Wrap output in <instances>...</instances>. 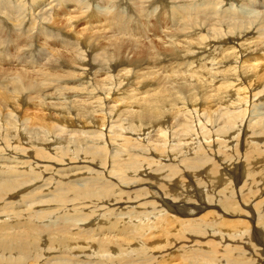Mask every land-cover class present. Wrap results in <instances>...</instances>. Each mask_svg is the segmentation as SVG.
I'll return each instance as SVG.
<instances>
[{
	"label": "rangeland",
	"instance_id": "1",
	"mask_svg": "<svg viewBox=\"0 0 264 264\" xmlns=\"http://www.w3.org/2000/svg\"><path fill=\"white\" fill-rule=\"evenodd\" d=\"M118 1L119 0H70V2H75L74 4H76V3L78 4V5L74 6V4L68 3L66 6H67V8H69L70 11H72L73 9L75 10L77 8L80 11H85V12H90L91 10H94V13H96V15L101 17V19H97V16L94 15V16H91L88 18L86 16H83L84 14L78 15L76 13V10H75L71 14L75 15L77 17V19L80 18V21L76 24L75 28H73L72 25L67 23L66 20L64 21V19L63 20L59 19L58 21H60V22H58V24H56V22H54L56 20L53 19L54 14L51 13V12H53L52 9L56 7V10H57L56 14H60L65 10V8H63V9L59 8L60 7L58 5L60 2L59 0H0V23H1V25H0V42H1L0 43V59H1L0 60V70H1L0 71V91L1 92L0 93L1 94L0 95H2V96H0V104H1V106H0L1 110L0 111H2V113L0 114L1 115L0 116V125L2 124V126H0V129H1L0 133H2V134H0V137L1 136L3 137V138L2 137L0 138V141H1L0 147L5 148V149L8 148L9 150H14L13 149L14 145L15 146L17 145V146L22 147V148L24 146L25 147L32 146L33 148L37 147L38 149H41V148L47 149V151L49 153H50V151H51V153H53L51 148L54 150H56V149L53 148L51 146V144L54 142L55 147L62 146V147H65L67 150L71 151L72 152L71 156H75V157H79V158H81L83 156L81 159H79V158L73 159L74 161L82 162V163L76 164V165H78L80 167L83 166L82 170L81 169L76 170V172L77 171L80 172V174L77 176L70 177V178L69 177L60 178L59 176H61V175L64 176L66 174H62V173L57 172L56 170H53V169L50 171L51 174H53L52 177H59V178L58 179L56 178L55 181H53L54 183L52 182L53 184H50V186H49L50 189H48V191H46V194H44V192H43L42 195H43V197H46V198H44V199L42 198V199L45 200V199L50 198L52 200V203L50 206L44 207L42 209H41V207L40 208L38 207L40 210L38 208H36V209L32 208L33 210L37 211V213L38 212L46 213V214H43L44 218H46V219L42 220L41 222L38 221L36 218H34V219L37 220L38 222H40L41 226H45V227L60 226L61 227L63 225H66V226H68L67 229H69L70 232H73V230L75 229V231L80 230V232H79L80 234H86L87 235L86 232L93 231L95 229L92 227L95 226L97 222L102 221V220L103 221L108 220V219H104V217H103L105 215V212H107L110 207L113 208L114 206H116V205H113V207L107 206L105 204V201H102V199H100V201L97 202V201H95L89 197H85V200L80 199L81 201L78 199H77V201L71 200V199H74V197H73L74 192L77 191V188H80V187H78L79 185L82 184L85 186L88 183L92 182V179L93 180L97 179L98 181H100V183H99V185L97 184L95 187L98 186V187H100V189H104V186L107 187L108 185L109 186L111 185L110 188L107 187L108 189H105L106 190L105 194L107 193L108 195H111V193H112L115 195H117V194L119 195V194L123 193L122 196L120 195L117 197L123 198L127 201L130 200L129 198H134V199H131V202L133 200L132 203L128 202L129 204H122V209L118 208L119 205L121 206V204H118L117 208L122 210V211L120 210L121 211L120 213L126 214L127 212H129L133 209H134V211L137 210L138 213L143 211V210H146V211L148 210L151 213V215L145 216L146 218L145 217L143 218L145 222L149 221V218H150L149 223L155 222V220L157 218L162 219V216L166 215L167 213H170V211L173 209V207H176L178 205L181 206V209H180L181 213L179 212V210H177L175 212H177L178 214H184V211H182V208H185L186 204L183 206V204L185 202L187 203L188 207H190V206L197 205V203L200 204L202 202L212 200V198H213L214 201L213 200L212 201L216 204H219V202H220L219 197L221 194V196H222L221 202L226 203L224 201V197L229 193V190L231 189V191L233 193V197H234V199H232V200L235 202V208L234 209L237 208L238 210H240V212H238V213L236 212L238 214V216L233 217V216H229L227 214L224 215L225 213L221 212V209H220V215H222L223 217H227L228 219H232V220L244 219V222H246L247 224L256 225L257 219L259 218L258 217L259 212H262V213H260V215L264 214V212H263L264 208H262V209L260 208L259 212H257L258 206L260 207V204L262 202H264V190L262 192L259 191V193L256 192L255 194L253 193L251 195L250 191L247 190V188L242 189L243 194L246 193V195H250L251 200L248 202L252 201L251 206H248L246 204L243 205L242 199H241V198H243V195H241L240 188H243V187L245 188L246 184L249 182V178H248V180H246V178L245 179L243 178L241 180V182L237 184L236 182H234V179H233V171L231 173H229L230 175L232 174V176L229 178V176H227V175H229L227 173V172H229V169H226L224 167L222 168V164H223V162L226 161V159H225L226 156H228V158L231 157V159H229V160H232V161H235L241 165H244L245 162H247L249 155H251V153H254L257 155V157H256V162L258 165L257 170L260 171L262 173V175L264 176V174L262 172V170L264 169V148H263L264 139L261 138L264 136V134L263 135L258 134V130L262 126H264V83H263L262 79L258 78V80H256V79L252 78V79L248 80L247 82H244L243 77L239 75V79H238V80H240L239 83H244V86H246V87H244L243 90L246 92L247 98H245L244 101H241V103L238 104L239 108L238 107L236 108L237 105H234V104H233V106L229 105V107H227L226 104L224 103V107L222 106V108H224L225 110L229 108L230 110L232 109L231 111H236V112H239L240 110L243 109L240 120L238 121L237 124H235L233 126L232 129L230 127L227 128V126H229V124L225 123L223 121L224 120L223 118L218 119V117L215 116V114L217 112L221 111L220 108H218V106H217V108L215 107L217 109V111L215 109L213 112H211L213 116L208 117V115H210L211 113L208 112L207 110L203 109L204 104H202L203 102L201 100L202 99L201 97H198L193 102L191 99H190V101L188 99V98H190L189 94H187L189 92H186L185 93L186 95L181 94L182 98H181L180 104L185 109V111H184V114H181L179 117H177L178 119L180 118V120H181L180 121L177 119V122L178 123L181 122V125H187V129H184L181 127L182 128V131H181V128L178 127V126H180V123L178 124V123L173 122V121H176V118L168 119L167 122L169 123V127L167 129L168 130L171 129L169 131L172 132L173 135L171 133L169 134L168 130H167V133L165 131V133H166L165 137L166 138H164V144H162V146H164V147H162L161 145H155L154 144L155 139H156V135L154 132L153 133L151 132L150 134H147V135H141L140 137H138L139 140H141L140 138L143 139V137H144L145 143H144V141H142L139 143V145H138V142L134 143L137 145L131 144L130 140L135 139L137 137L135 135H131L132 132L130 130H133V129H130V127H131L132 123H128V122H130L127 120L128 118L125 117V115H122L120 113L118 114L117 110L120 109V111H121V109L124 105V102H126L128 100L127 95H132V94H134V95L138 94L139 96L141 94L151 95V94H154V92H156V90L160 91V88L163 84H165L164 88L169 87L168 89L165 88V90H167L166 92H168L170 88L175 87V85L177 87L179 84L178 83H177L178 85L176 83H175V85L170 84V83H168L169 79H167V78H169L170 76L173 77V76H178V75L191 76L192 73H193L192 75H194L193 71L197 67V65L199 63H206L205 60H203V62L199 61V56L202 54H200L198 57H195V58H194V56L191 55V53L190 54L189 53H183L178 58H175L176 55H169V54H171V53H169V50L172 48L171 47L172 45L174 46V44H175L176 49H182L183 47L187 46L188 48H192L191 52L192 51H195V52L202 51L203 55L206 53L204 56L205 57L208 56V58H212L211 55L208 53H210L211 51H213L216 48V50H214V52L212 53L213 55H215V58H214V60H215L217 56L223 55V57H224V48H226L228 46L234 45V47H236L237 42H241L244 39L255 37L257 34L258 35L261 34L260 36H262L264 38V0H237V1L236 0H150V1L149 0H120L119 2ZM244 1H246V2H244ZM219 3H220V5H219ZM204 5H205V7H204ZM48 7H50V8H48ZM201 8L204 9V10L202 9L203 12H201ZM182 9H184V11ZM45 10L46 11L48 10V11L46 12ZM212 10H213V12H212ZM232 10H233V12H231ZM38 11H40V12H38ZM59 11H61V12H59ZM116 11L120 12L122 17L126 16L127 18H130V22L128 21V24L129 23L130 24L127 25V26H129L130 30L128 31V33H126L127 35L126 34L123 35L121 32H120L121 34L119 35V39L121 41L119 43H121L120 45H122L124 47L123 50L120 51V53L113 51L112 47H110V46H112L111 44H114V43H111L113 38L112 39L108 38L111 35L117 34V33L112 32L107 27V25H109L110 27H113V26H111L113 24H111L109 17H111ZM181 11H183L182 13L185 14V15L183 14L184 16H182V14H180ZM163 12H165V13H163ZM205 12H208L210 14L205 13ZM234 12H236V13L234 14ZM176 13H177V15H176ZM190 13H192V14H190ZM41 14H42V16H41ZM168 14H170V15H168ZM187 14H188V16H187ZM232 15H234L236 18H234V16H232ZM103 16L107 17L105 19L106 24L109 21L110 22L104 27L97 26L96 23L97 22L101 23ZM162 16H163V18H162ZM179 16H180L181 20H179ZM134 17H136V19ZM150 17H152V18H150ZM185 17H187V19ZM211 19H212V21H211ZM48 20L52 21L53 23L49 22ZM222 20H223V22H222ZM250 21H251V23H250ZM37 22H38V24H37ZM147 22H149V24ZM103 23H101V24H103ZM165 23H167V24H165ZM237 24L240 26L239 29L236 31H233L232 27L233 26L237 27ZM144 25H145V27H144ZM186 25H187L188 30L186 28ZM168 26L170 27L171 30L169 29ZM249 26H254V32L251 31V32L247 33V31H245ZM90 27L93 29H91ZM214 27L217 30H215ZM71 28L75 29L76 32H77V30H78V32H80L83 29H85L87 31H85L84 34L76 36L73 41L68 39L66 42H63L65 40V38H67V37H65L66 34L64 35L63 32L62 33H60V32L65 31V33H66V31H69L68 34H73L75 30L72 31ZM173 29H174V31H173ZM201 30H203V31H201ZM240 30L247 33L245 37L242 34L243 32ZM57 31H59V32H57ZM70 31H71V33H70ZM140 31H142L143 34H140L139 33ZM165 31H166V33H165ZM171 31H173L175 34H173V32H171ZM190 32H191V34H190ZM56 33H57V35H56ZM200 33L203 35H201ZM152 34H153V36H152ZM199 34H200V36H199ZM28 35H29V37H27ZM43 35H44V37H43ZM241 35H242V37L241 38L239 37V40L235 39V38L232 39V37L241 36ZM162 36L163 37L165 36V38L166 39L168 38V40H166L165 38L163 39ZM216 36H218L219 38ZM260 36H258V37H260ZM77 37H80V38L81 37H88V38L94 39L95 42L92 41L93 45L92 44L89 45V46H91L90 50L87 47L88 49H86V51H85V50H83L84 49L83 45H81V47H80L77 44L78 42H76V39L79 40V38H77ZM141 37L144 39H142ZM157 37H158V39H156ZM211 38H213V39H211ZM26 39H28V40H26ZM46 39H48L49 41H47ZM51 39H52V41L50 42ZM147 39H148V41H146ZM61 42L63 43V45L61 44ZM129 42H131V44ZM232 42H234V43H232ZM26 43H27V45H26ZM58 43L60 44L59 46H58ZM65 44L68 47L62 48L61 46H64ZM23 45H26V46H23ZM202 45H204L206 47H204ZM73 47H75L74 49L76 51H74ZM102 47L108 48V49L103 50ZM261 47H264V44H262ZM18 48H20V49H18ZM25 48L29 49V52L25 51L26 50ZM50 48L51 49L53 48V49L51 50ZM87 50H88V52H87ZM207 51H208V53H207ZM245 51L248 52V50H245ZM260 54H264L263 48L260 49ZM60 55H61V57H60ZM190 59L192 60V62L190 61ZM245 59L248 62L251 61V58L248 56H246ZM178 60H179V62H178ZM208 61H210V59H208ZM182 63L186 64V67H183L184 65H181ZM168 64H171L170 65L171 68L169 67ZM178 64H180V65H178ZM229 64H232V63H228L225 68L230 67L231 65H229ZM54 65H55V67H54ZM172 65H173V67H172ZM160 67H161V69H159ZM82 68H84V69L82 70ZM156 68H158V70ZM172 68H174V69H172ZM191 68H193V69H191ZM43 69H46V70H43ZM171 69L175 70V71L168 72V70H171ZM36 70H38V71L36 72ZM17 71H18V74L16 73ZM137 71H138V73H137ZM182 71H184V72H182ZM21 72H23V73L20 74ZM38 72L40 74H38ZM46 72L48 74H46V75L44 74L45 76L41 75L42 73H46ZM57 73H59V74H57ZM151 73H152V75H151ZM23 74L24 75L26 74L27 77H26V75L24 76ZM106 75L107 76L109 75V76L106 77ZM142 75H143V78H141ZM157 75H159V77H157ZM164 75L168 76V77H164ZM41 76H42V78H41ZM46 76H50L51 78L46 77ZM258 76L261 78H264V76H262L261 74H259ZM22 77L24 79L28 78V80L30 79V77H32L31 81L35 82V85L34 86L29 85L28 81H26V83H22V81H20L18 79V78L21 79ZM38 78H41V80H39ZM48 78L50 80H48ZM160 78L164 80L163 81L164 83L162 82V80H160ZM164 78H166V79H164ZM43 79H44V81L42 82ZM75 79L76 80L82 79V81L75 82L76 81ZM17 80H18V82H17ZM100 80H103L102 81L103 85L99 82ZM156 80H159V81L157 82ZM50 81H54V83L51 82L52 85L50 83L45 84V82H50ZM55 82H56V84H55ZM80 82H82V83H80ZM145 82H147V83H145ZM166 83L170 84L171 86L170 85L167 86ZM160 84H162V85H160ZM14 85H17V87ZM78 85H82V86H78ZM48 86H50V87H48ZM59 87H62V88H59ZM91 87H92V89H91ZM251 87H252V90H251ZM63 88L65 89V91L63 90ZM81 88H83L84 90H82ZM90 89L92 90L93 95L87 96L86 92L91 91ZM162 89H163V86H162ZM3 92H4V96L6 95L10 99L9 102L4 106H2L3 104L1 101V99L3 97ZM252 92L254 93V96L252 95L253 94ZM108 93L110 94L109 97H107L109 95ZM247 93L249 95H247ZM257 93H259V94H257ZM51 94H52V96H51ZM54 95H56V96H54ZM113 95H115V96H113ZM18 96L20 98H18ZM48 96H49V99H48ZM53 96H54V98H53ZM104 96H106L107 99H106V97L104 98ZM30 97L31 98L34 97V98L29 99ZM87 97L88 98L90 97V98L88 99ZM91 97H93L94 101H91V100H93V99H91ZM96 97H97V100H96ZM51 98H53L55 100L53 101V99H51ZM81 98H83V99H81ZM110 98L113 101H110L111 100ZM115 98L118 100H116ZM120 98H123V99L121 101H119ZM11 99H13V100L11 101ZM50 99L52 100L51 102H50ZM253 99H254V102H253ZM38 100L42 103L40 104V102ZM123 100H124V102L121 103ZM13 101L15 102V104L13 103ZM37 102H39V104ZM44 102H45V104H44ZM47 102H49L50 105H49V103L47 104ZM53 102L56 104H54ZM57 102H58V104H57ZM249 102H250V104H249ZM252 102L254 103V106H253ZM257 102H258V104H257ZM11 103L13 104L12 105L13 108L11 106ZM59 103H61V105ZM85 103H86V105H85ZM74 104L75 105L81 104V106L83 105L84 107H88L90 111L92 109V111H94L95 114H94V112L92 114H90V115H93L92 117H94V118H92L91 116H89L90 119H95L96 121L97 120L101 121V123L99 122L98 124H96L97 122L96 123L94 122V126H92L93 125L91 122L92 120L89 121L88 120L89 118H87L86 119L87 123H86V125H84L83 124L84 121L79 119L78 115L76 114L77 110H75V109L77 106L75 107ZM14 105H16V106H14ZM28 105H30V106H28ZM33 105L35 108L37 107L36 109H40V111L34 109L32 107ZM42 105H44L46 108L41 107ZM88 105H90L91 107H93V106L97 107L98 106V109L95 108L96 109V111H95V109H93L94 107L90 109V107ZM19 106L22 109H20ZM110 106L112 107L111 109H110ZM256 106H261V107L256 108ZM74 107H75V109H74ZM193 107L195 110H193ZM219 107H221V106L219 105ZM29 108H33V109H29ZM10 109H11V111H10ZM14 109H15V111H14ZM16 109H17V111L18 110L20 111V112L18 111L20 113V115L18 114V112H16ZM108 109L110 110V112ZM189 109H191V110H189ZM12 110H13V112H12ZM29 110L32 111L34 113V115H36V113L39 111L38 112L39 114L37 113V115L35 116L36 119H39L40 116L42 115V113L44 112L41 117L42 118H48L49 117L48 119H50V120L53 119L52 121H54L56 123V126H58V128H56V130H54L53 132H50V133L49 132H42V131L39 132V130H37L38 132L35 131L34 130L35 128L33 126H35V127H38V126L36 125V123H35V125H33L32 118L34 117V115L32 116L33 113L30 112ZM41 110H42V112H41ZM203 110H204V112H208V114L204 113ZM5 111H7V112H5ZM27 111H29V112H27ZM114 111H116V112L114 113ZM25 113H28V115H23V117H22V114H25ZM121 113H122V111H121ZM2 114H4V117ZM60 114H61V116L59 117ZM189 115H190V117H189ZM195 115H196V117H195ZM27 116H29L31 119ZM37 116H38V118H37ZM113 116H115V117L117 116L116 119ZM181 116H182V118H181ZM9 117H11V119ZM61 117H64L65 120L64 119L62 120ZM80 117H82V116H80ZM97 117H99V118H97ZM56 118H58V120ZM25 119H26L25 123L28 124L30 122L28 124L29 126L24 123ZM60 119H61V121H60ZM182 119H183V121H182ZM205 119L208 121H206ZM14 120H16V124H15ZM83 120H85V119L83 118ZM122 120L127 121L128 124H126V122H123ZM116 122H117V124H116ZM74 123H75L76 127L73 125ZM252 123H254V124H252ZM105 124H106V126H104ZM81 125H84V126H81ZM88 125H90V126H88ZM96 125H98V126H96ZM5 126H7L6 127L7 129L5 128ZM121 126L122 127L125 126L126 129L124 127L122 128ZM8 127H9V129H8ZM95 127H97V128H95ZM218 127L220 129H218ZM84 128H86V129H84ZM94 129H96V130H94ZM112 129L114 131L120 129L119 133L121 134V136L118 135L119 137H117L119 140L118 143H120V148H119V146L115 145L116 141H114V139H110L111 137H113V135L112 136L109 135L110 133L111 134L113 133ZM243 129H246V131L248 130V132L246 133V137L250 141L251 144L258 145L261 143L259 145V148L257 147V149L255 151H251V150L247 151L245 149V147L241 146V144L238 142L239 139H242L240 137L241 136L243 137V135H242ZM16 130H18L17 133L15 132ZM109 130H112V132ZM175 130L176 131L179 130L180 132H176ZM184 130H186L187 132ZM94 131L96 133H94ZM27 132L29 133V135ZM90 132H91V134H89ZM92 132L94 133L93 136L95 138L92 137ZM129 132H131V133H129ZM124 133H126V134H124ZM174 133H175V135H174ZM177 133H179L178 134L179 137L177 136ZM13 134H14V137H12ZM30 134H31V136H30ZM86 134H88V135H86ZM95 134L99 135V137L102 139L100 140L99 137L96 138L97 135H95ZM19 135H21V136H19ZM107 135H109L110 137H108ZM125 136H127L129 138V139H127V141L125 140L126 139ZM24 138H26V139H24ZM104 138H106V139H104ZM176 138H177V140H175ZM179 138H181V140H179ZM94 139H96L97 141H95ZM14 140H15V142H14ZM48 140L50 142L52 141V143L49 144L51 147L47 146V148H46L45 142L47 143ZM153 140H154V142H153ZM20 141L22 142V144ZM13 142L14 143L17 142V143L14 144ZM112 142H114V143H112ZM42 143H43V145H42ZM262 143H263V145H262ZM90 145H92V146H90ZM154 145L158 149H155ZM89 146L91 148H89ZM94 146L96 147V149ZM142 146H146V148H148V149L154 148V150L156 151L157 154L154 153V155L153 154L148 155V153H146L147 154L146 155L143 151L135 150L138 148L139 149L142 148ZM167 150H171L170 153L177 154V157L175 156L176 158L175 157L171 158V160L169 158H163L164 154L167 152ZM47 151L45 150V152H47ZM159 151H161V153H159ZM163 151H165V153ZM95 152L96 153L100 152V153L96 154ZM214 152H216V153L220 152V155L222 157L221 156L218 157L219 153H218V155L215 156ZM92 153H94V154H92ZM248 153H249V155H248ZM88 154H90V155L87 156ZM126 154L128 156H126ZM129 154H131V156ZM92 155L95 157H101V156L102 157H101V159L99 158V159L93 160V159H90ZM200 155L203 158L199 157ZM143 156H145V157H143ZM38 157L39 156L37 155L36 159H33V160H35L36 161L35 164H39V166L51 164V165H53V167L56 166L57 170L60 169V167L64 168V167L71 166V164H67V163H66V165L64 164L65 166L63 164H61L62 166H60V165H55V164H52L49 162H43V160H45V158L39 157V159H38ZM147 157L151 158L152 160H155V161L157 159V160H159L158 162H160V163L157 162V164L155 163V165H153V166L145 165L144 167H142V169L139 168L137 171H134L130 167V169L133 172H131V170H129V169H127V171H123L122 168H120L121 163L126 162L125 164H128V166H129L133 163L132 161H134V159L140 161V160H142V158H147ZM122 158L125 159L124 160L125 162H121ZM159 158L161 159V161ZM128 159L129 160L131 159L130 160L131 163L129 162ZM193 159L194 160L201 159L204 163L202 161H200L201 164L199 162L198 163L199 165H197L196 167H187V166H189V164L187 165L186 162H188L189 160H193ZM207 159H209V160H207ZM217 159H219V162L217 161ZM224 159H225V161H224ZM38 160H40L42 162H38ZM63 160H66V157L64 159H62V161H61L62 163H63ZM84 160H85V162H84ZM229 160H227L226 163ZM88 161H90V162L88 163ZM93 161H94V163H93ZM114 161H116V162H114ZM61 162H59V163H61ZM209 163H210V165H213V166H211L212 168L210 167L211 168L210 174H211V177L213 176V178L209 177V172H203V170H202ZM169 165L173 166L172 168L174 171L176 170L174 172V175H168V173L170 172V171H168L169 167H170ZM158 166L160 169L165 167V166H169V167H165L164 169H161L160 171H157V172L153 171L155 169V167H158ZM197 167H200V168L197 170ZM32 168L33 167H30V165H28L26 168V171L30 172L32 170ZM86 168H87V170H85ZM103 169H105V170H103ZM178 169H179V171H178ZM43 170L44 169H39V172L42 173ZM201 170H202V172H201ZM226 170H228V171H226ZM87 171H88V173H87ZM145 171L151 172L150 174L152 176L150 175L151 176L150 177V176L144 175L143 179H142L141 175L139 173H145L146 174ZM199 171H200V173H199ZM224 171H226V173ZM241 171H242V168H241ZM258 171H255L254 174H258ZM109 172H111V175H113L112 179L110 177H107L109 175ZM135 172H137V173H135ZM192 174H194V176ZM234 174L236 176L238 175L237 173H234ZM131 175H132V178H131ZM145 176H147V177H145ZM247 176H248V174L246 175V177ZM42 177H43V175H42ZM121 177H122V179H121ZM125 177L127 179H124ZM128 177L131 179L130 181H129ZM250 177H253V173H250ZM77 178L82 179V180L84 178L85 181L83 180L84 182L83 181L75 182L78 180ZM219 179L221 182L219 181ZM73 180H75V181H73ZM214 181H216V182H214ZM134 182L136 183V185ZM57 183L59 185H57ZM128 183H129V185H127ZM116 184H117V186H116ZM175 184L177 186L176 190L173 189ZM131 185H133L132 186L133 188H131ZM128 186H129V188H128ZM253 187L255 189L254 185H253ZM84 188H87V187L85 186ZM91 188H93V187H91ZM53 189L56 191H54ZM163 190L166 192V194H165V192H163ZM122 191H124V192H122ZM152 191H154V192L157 191L155 194L160 193L159 194L160 198H158V200L153 197L154 193ZM118 192H121V193H118ZM125 192H126V194H125ZM64 193L65 194L67 193L65 195V199H67L65 201L66 202L68 201L67 204H65L66 202L64 204L62 202H60L61 199H63L61 194H64ZM127 193H130V194H127ZM131 193H133V194L131 195ZM143 193H145V195L139 196L140 194H143ZM46 195H48V196H46ZM108 195H107V197H108ZM128 195H130V197ZM136 196L137 197L139 196V198H137ZM161 196H162V198H161ZM59 197L61 199H59ZM18 199L19 198H17V200ZM190 200L197 201V203L196 204L195 203H193V204L189 203ZM25 201H27V200H25ZM78 201H79V204H78ZM56 202L57 203L60 202V203H58L59 206L57 205ZM180 202H182V203H180ZM27 203H28V206L31 205L29 202H27ZM34 203L35 202L32 201V205L36 206V204H34ZM53 203H55V204H53ZM144 203L146 204V206ZM154 203L156 205H155V207H152L151 204L154 205ZM167 203L169 205L170 204L171 205L169 206V205H167ZM68 204H69V206H68ZM66 205L68 207H65ZM82 205L85 208H83ZM104 205H106V206H104ZM87 206H89V207H87ZM100 206L101 207L103 206V209ZM171 206H172V208H171ZM22 207L23 206L18 207L17 210L22 212V214H24V215L29 214L30 211H32V209H27L26 207H23V209L21 210ZM104 207H106L107 209ZM98 209L100 211H98ZM158 210H160L161 213H157V212H160ZM166 210H169V212ZM212 210H213V208L209 207L208 209H205L204 211H201V212H199V210L198 211L196 210V213H194L195 215L193 214V216H191V215L187 216L186 215V217H183V216H179V217H183L184 220L185 219L194 220V222L199 223L197 218H201L204 213L209 212V211L212 212ZM213 211L217 212V210H213ZM88 212H90L91 214L90 213L88 214ZM153 212L155 214H152ZM249 212H252V214H254V215L250 216ZM1 213H3V214H1ZM1 213H0L1 219L4 216H5V218H3V219H7L6 218V217H8L7 213H4V212H1ZM84 213H86V214H84ZM12 214L13 213H10V215H12ZM93 214H95V219H94V216H92ZM10 215H9V218L10 217L13 218V215L12 216H10ZM87 215H88V217H87ZM100 215L101 216L103 215V216L101 217ZM172 215H175V214H172ZM126 216H128V215H126ZM83 217H85V218H83ZM97 217H99V218H97ZM260 217L263 220L264 215H262ZM92 219H94L93 222H92ZM135 221L137 222L138 220H135ZM144 221H142V222H144ZM91 224H93V225H91ZM87 227L90 229H88ZM98 227H100V226L98 225ZM67 229H65V230H67ZM216 231H217V229L213 230V232H216ZM136 232L139 233L138 231H136ZM262 234L264 236V230L262 231ZM214 235L209 234V233L207 235H205V236L203 235L201 237L195 235V237H191L190 239L187 238L184 241L179 240L177 242V244L174 243L176 245V247L172 248L174 250H172V249L168 250L167 249L164 251H157L156 253L158 255L154 252H152V254L150 252L149 253H150V255L156 256L157 258H159V256L160 257L161 256H167L168 257V255L170 256L172 254H174L175 256L178 254L182 257L184 255L183 253H185L187 255L189 253V252L186 253V251H184V250H193L196 248H199V250L202 249L201 252L205 253L204 250L207 248L206 243H208V242H214V243L221 242V238H220L221 236L219 234L218 235L214 234ZM234 241L235 240H233V239H232V241H231V239L230 240L225 239L221 243L224 245L230 244V243L233 244ZM243 241L248 242V239H244ZM237 243H239V242H237ZM200 244H201V246H200ZM256 247L258 249L257 251H256ZM256 247H255V249L250 248V253L252 255H254V253L258 252L259 250L262 251V249H260L261 247L259 246V244L256 245ZM203 248H204V250H203ZM182 251H184V252H182ZM158 252H160V253H158ZM247 252L249 253V251H247ZM90 254H92V253H90ZM5 255L6 254H4V256ZM248 255H250V254H248ZM0 256H2V255H0ZM17 256L19 257V262L17 264H35L34 261L29 256H26V255H16V254L6 255V257L9 258V261H13V259H15V257H17ZM88 256L89 257H86V255L83 254V255H81V258L83 259V261H87L88 263H92V264L93 263L110 264L111 257L113 258L112 254H110L108 257L105 255H104V257H102V256L98 257L97 256L98 259H96V258L94 259L93 258L94 256H92V255H88ZM128 256H133L135 258L136 253H134V252L129 253ZM90 257H91V259H90ZM81 258H79V259H81ZM99 258H100V261L102 260L101 262H98ZM163 259H161V260H163ZM170 259L175 261V259H173V258H170ZM188 259L189 258H187V261H188L187 263H191L190 262L191 260L190 259L188 260ZM181 260H183V259H181ZM52 262H53V260H50V263H52ZM175 262L179 263L178 261H175Z\"/></svg>",
	"mask_w": 264,
	"mask_h": 264
},
{
	"label": "bare ground",
	"instance_id": "2",
	"mask_svg": "<svg viewBox=\"0 0 264 264\" xmlns=\"http://www.w3.org/2000/svg\"><path fill=\"white\" fill-rule=\"evenodd\" d=\"M59 8H65V10L60 13V14H56V7L53 8V12H51L52 14H54V17L53 19H55L56 21V24H58V21L59 19H64V21L66 20L67 23L71 24L73 28H75L76 24L80 21V18L77 19V17L75 15H72L71 13L74 12L76 10V13L78 15L80 14H84L83 16H86V17H91V16H94L96 15V13H94V10H91L90 12H85V11H80L78 8L77 9H73L72 11L69 10V8H67V4H74L75 2H70V0H59ZM120 1V0H119ZM118 1V2H119ZM150 1V0H149ZM237 1V0H236ZM148 2V1H147ZM217 2V1H216ZM224 2V1H223ZM246 2V1H244ZM57 3V2H56ZM215 4V3H214ZM226 4V3H225ZM78 5L77 3L74 4V6ZM165 5V4H164ZM212 5V4H211ZM220 5V3H219ZM57 6V5H56ZM126 7V6H125ZM205 7V5H204ZM203 7V8H204ZM216 7V6H215ZM43 8V7H42ZM41 8V9H42ZM50 8V7H48ZM74 8V7H73ZM90 8V7H89ZM201 8V12L202 9ZM217 8V7H216ZM33 9V8H32ZM117 9V8H116ZM120 9V8H119ZM218 9V8H217ZM50 10V9H49ZM131 10V9H130ZM146 10V9H145ZM184 11V9H182ZM186 10V9H185ZM204 10V9H203ZM46 11V10H45ZM48 11V10H47ZM46 11V12H47ZM51 11V10H50ZM49 11V12H50ZM183 11L180 12V14H182V16H184L185 14L182 13ZM187 11V10H186ZM189 11V10H188ZM211 11V10H210ZM34 12V11H33ZM40 12V11H38ZM61 12V11H59ZM148 12V11H147ZM213 12V10H212ZM224 12V11H223ZM226 12V11H225ZM233 12V10L231 11ZM149 13V12H148ZM165 13V12H163ZM188 13V12H187ZM205 13H208V12H205ZM236 12H234L235 14ZM38 14V13H37ZM137 14V13H136ZM151 14V13H150ZM179 14V15H180ZM184 14V15H183ZM192 14V13H190ZM210 14V13H208ZM212 14V13H211ZM223 14V13H222ZM232 14V13H231ZM32 15V14H31ZM48 15V14H47ZM127 15V14H126ZM130 15V14H129ZM166 15V14H165ZM170 15V14H168ZM173 15V14H172ZM177 15V13H176ZM205 15V14H204ZM224 15V14H223ZM42 16V14H41ZM52 16V15H51ZM50 16V17H51ZM97 16V19H101L100 16L96 15ZM95 16V17H96ZM133 16V15H132ZM188 16V14H187ZM234 16V15H232ZM231 16V17H232ZM32 17V16H31ZM211 17V16H210ZM37 18V17H36ZM94 18V17H93ZM107 17L103 16L102 18V21L101 24L100 22H97V26H101V27H104L106 26L110 21H111V26L113 27H110L109 25H107V27L114 33H117L116 35H111L110 37H108L109 39H112V42L111 43H114V44H111L112 46V49L114 52H119L121 50H123V46L120 45L121 42L120 39H119V35L122 33L123 35H125L126 33H128V31L130 30L129 29V25L128 24V21L130 22V18H127L126 16L122 17V15L120 14V12H115L110 18V21L106 24V19ZM136 19V17H134ZM138 18V17H137ZM148 18V17H147ZM152 18V17H150ZM163 18V16H162ZM187 19V17H185ZM234 18H236L234 16ZM144 19V18H143ZM154 19V18H153ZM165 19V18H164ZM250 19V18H249ZM89 20V19H88ZM91 20V19H90ZM133 20V19H132ZM159 20V19H158ZM172 20V19H171ZM179 20H181L180 16H179ZM49 21V20H48ZM135 21V20H134ZM133 21V22H134ZM189 21V20H188ZM212 21V19H211ZM49 22H52V21H49ZM220 22V21H219ZM223 22V20H222ZM245 22V21H244ZM53 23V22H52ZM100 23V24H99ZM141 23V22H140ZM139 23V24H140ZM149 24V22H147ZM214 23V22H213ZM251 23V21H250ZM38 24V22H37ZM167 24V23H165ZM215 24V23H214ZM219 24V23H218ZM235 24V23H234ZM1 25V23H0ZM60 25V24H59ZM89 25V24H88ZM153 25V24H152ZM157 25V24H156ZM189 25V24H188ZM236 25V24H235ZM243 25V24H242ZM158 26V25H157ZM178 26V25H177ZM182 26V25H181ZM26 27V26H25ZM24 27V28H25ZM131 27V26H130ZM145 27V25H144ZM169 27V26H168ZM185 27V26H184ZM195 27V26H194ZM239 25L237 24V27L233 26L232 29L233 31H236L239 29ZM71 28L72 31H74L75 29ZM91 28V27H90ZM156 28V27H155ZM186 28H187V25H186ZM237 28V29H236ZM56 29V28H55ZM63 29V28H62ZM77 29V28H76ZM93 29V28H91ZM170 29V27H169ZM183 29V28H182ZM213 29V28H212ZM211 29V30H212ZM215 30H217L215 27H214ZM163 30V29H162ZM161 30V31H162ZM171 30V29H170ZM169 30V31H170ZM185 30V29H184ZM188 30V28H187ZM61 31V30H60ZM87 31L85 29L81 30L80 32H76V30L74 31L73 34H68L69 31H61L60 33H64L65 37V40L63 42H66L68 39L70 40H74V38L78 35H81V34H84V32ZM174 31V29H173ZM171 31V32H173ZM203 31V30H201ZM219 31V30H218ZM242 31V30H240ZM245 31H247V33L253 31L254 32V26H249ZM59 32V31H57ZM76 32V33H75ZM121 32V33H120ZM133 32V31H132ZM170 32V33H171ZM184 32V31H183ZM189 32V31H188ZM196 32V31H195ZM243 32V31H242ZM71 33V31H70ZM140 34H143L142 31L139 32ZM166 33V31H165ZM243 32V36L245 37L247 33ZM68 34V35H67ZM139 34V35H140ZM145 34V33H144ZM173 34H175L173 32ZM191 34V32H190ZM201 34V33H200ZM199 34V36H200ZM218 34V33H217ZM221 34V33H220ZM233 34V33H232ZM57 35V33H56ZM127 35V34H126ZM187 35V34H186ZM203 35V34H201ZM205 35V34H204ZM231 35V34H230ZM236 35V34H235ZM261 34H257L255 37H252V38H248V39H244L243 41L241 42H237L236 43V47H234V45L232 46H228L226 48H224V57L223 55L222 56H217L216 59L214 60L215 58V55H213L212 53L214 52V50H216V48L211 51L210 53H207L211 55L212 58H208V56H204L202 51H198V52H195V51H192V48H188L187 46L183 47L182 49H176L175 47V44L174 46L172 45L169 50V55H176L175 58H178L181 54L183 53H191L192 56L195 57H198L199 56V61L203 62V60H205L206 63H199L197 65V67L194 69V75H192L191 73V76H182V75H178V76H170L168 80V83L170 84H174L175 83L178 85L176 87H173V88H170L168 92H166L167 90H165L164 86L165 84H163L164 80L160 78V80H162V85L163 86V89H162V86L160 88V91H157L154 92V94H151V95H146V94H141L140 96L138 95H127V100L126 102H124V100L121 102L123 103L124 102V105L120 111L117 110L118 114H122V115H125V117H127L128 123H132L130 129H133V130H130L131 132V135H135L137 136L135 139H132L130 140V143L133 144V145H137V144H134V143H137L138 142V145L140 142L144 141V137L143 139L140 138L141 140H139L138 137H140L141 135H147V134H150L151 132L155 133L156 135V139H155V142L154 144L155 145H161L164 144V138L165 137V134L167 133V128L169 127V123L167 122L168 119H174L176 118V121H173L174 123H178L177 122V117H179L181 114H184V111L185 109L181 106V94H185L186 92H189L187 94H189V101L190 99L194 102L198 97H201L200 99L202 100V104L203 105V109L207 110L208 112H213L217 106L218 108H220L221 111L217 112L215 114L216 117H218V119L220 118H223L224 122L225 123H228L229 126L231 129L233 128V126L235 124L238 123V121L240 120L241 118V115H242V110H240L239 112H236V111H231L229 108L228 109H224L222 108V106L224 107V103L226 104L227 107L230 106H233L234 105H237L236 108L238 107V104L241 103V101H244L246 97V92L243 90L244 87V83H239L240 80L239 79V75L243 77V81L244 82H247L248 80L254 78L256 80H258V78L262 79L263 83H264V78H261L259 77L258 75L261 74L262 76H264V54H260V49H264V47H261L262 44H264V38L262 36H260ZM37 36V35H36ZM40 36V35H39ZM63 36V35H62ZM130 36V35H129ZM142 36V35H141ZM153 36V34H152ZM160 36V35H159ZM168 36V35H167ZM166 36V37H167ZM175 36V35H174ZM214 36V35H213ZM260 36V37H258ZM29 37V35L27 36ZM26 37V38H27ZM44 37V35H43ZM52 37V36H51ZM50 37V38H51ZM131 37V36H130ZM163 37V36H162ZM169 37V36H168ZM218 37V36H216ZM239 37L241 38V36H236V37H232L235 38V39H238L239 40ZM32 38V37H31ZM79 38V40L76 39V42H78L77 44L81 47V45L84 46V49L86 51V49L89 48L90 50V47L89 45L92 44V41L95 42L94 39H91V38H88V37H77ZM127 38V37H126ZM136 38V37H135ZM142 38V37H141ZM165 38V36L163 37V39ZM219 38V37H218ZM144 39V38H142ZM158 39V37L156 38ZM166 39V38H165ZM213 39V38H211ZM28 40V39H26ZM25 40V41H26ZM47 41H49L48 39H46ZM55 40V39H54ZM127 40V39H126ZM168 40V38L166 39ZM170 40V39H169ZM247 40V41H246ZM52 41V39L50 40V42ZM148 41V39L146 40ZM185 41V40H184ZM188 41V40H187ZM237 41V40H236ZM249 41V42H248ZM27 42V41H26ZM45 42V41H44ZM169 42V41H168ZM171 42V41H170ZM211 42V41H210ZM1 43V42H0ZM47 43V42H46ZM71 43V42H70ZM131 44V42H129ZM178 43V42H177ZM234 43V42H232ZM61 44L63 45V43L61 42ZM27 45V43H26ZM26 45H23V46H26ZM60 44L58 43V46ZM66 45V44H65ZM61 46L62 48L64 47H68L67 45L66 46ZM93 45V44H92ZM169 45V44H168ZM167 45V46H168ZM182 45V44H181ZM50 46V45H49ZM74 46V45H73ZM78 46V47H79ZM204 46V45H202ZM247 46V47H246ZM31 47V46H30ZM88 47V48H87ZM206 47V46H204ZM208 47V46H207ZM28 48V47H27ZM47 48V47H46ZM75 47H73L74 49ZM167 48V47H166ZM181 48V47H180ZM218 48V47H217ZM20 49V48H18ZM26 49V48H25ZM51 49V48H50ZM53 49V48H52ZM51 49V50H52ZM72 49V48H71ZM72 49V50H73ZM81 49V48H80ZM103 50H107L108 48H104L102 47ZM111 49V50H112ZM220 49V48H219ZM248 50L245 51V50ZM110 50V51H111ZM201 50V49H200ZM210 50V49H209ZM221 50V49H220ZM259 50V51H258ZM25 51H28L29 52V49H26ZM31 51V50H30ZM74 51H76L74 49ZM27 52V53H28ZM65 52V51H64ZM88 52V50H87ZM18 53V52H17ZM223 54V53H222ZM63 55V54H62ZM209 55V56H210ZM248 56L251 58V61H246L245 57ZM61 57V55H60ZM153 57V56H152ZM156 58V57H155ZM62 59V58H61ZM208 59H210V61H208ZM1 60V59H0ZM24 60V59H23ZM68 61V60H67ZM190 61L192 62V60L190 59ZM2 62V61H1ZM179 62V60H178ZM189 62V61H188ZM196 62V61H195ZM67 63V62H66ZM228 63H232V64H229L231 65L230 67L228 68H225L226 65ZM172 64V63H171ZM171 64H168L169 67ZM52 65V64H51ZM58 65V64H57ZM180 65V64H178ZM181 65H184L183 67H186V64H181ZM30 66V65H29ZM33 66V65H32ZM59 66V65H58ZM55 67V65H54ZM139 67V66H138ZM145 67V66H144ZM152 67V66H151ZM164 67V66H163ZM166 67V66H165ZM168 67V66H167ZM173 67V65H172ZM34 68V67H33ZM147 68V67H146ZM154 68V67H153ZM171 68V67H170ZM194 68V67H193ZM191 68V69H193ZM29 69V68H28ZM32 69V68H31ZM84 68H82L83 70ZM158 70V68H156ZM155 69V70H156ZM161 69V67L159 68ZM164 69V68H163ZM174 69V68H172ZM168 70V72L170 71H175V70ZM43 70H46V69H43ZM125 70V69H124ZM123 70V71H124ZM152 70V69H151ZM1 71V70H0ZM38 70H36L37 72ZM127 71V70H126ZM130 71V70H129ZM154 71V70H153ZM152 71V72H153ZM40 72V71H39ZM38 72V74H40ZM140 72V71H139ZM145 72V71H144ZM156 72V71H155ZM171 72V73H172ZM181 72V71H180ZM184 72V71H182ZM18 74V71L16 72ZM23 72H21L20 74H22ZM27 73V72H26ZM125 73V72H124ZM138 73V71H137ZM154 73V72H153ZM162 73V72H161ZM176 73V72H175ZM29 74V73H28ZM37 74V73H36ZM46 75L48 74L47 72L46 73H42L41 75ZM59 74V73H57ZM149 74V73H148ZM163 74V73H162ZM184 74V73H183ZM24 75V74H23ZM26 75V74H25ZM24 75V76H25ZM44 75V76H45ZM152 75V73H151ZM22 76V75H21ZM35 76V75H34ZM54 76V75H53ZM52 76V77H53ZM56 76V75H55ZM59 76V75H58ZM109 76V75H108ZM106 75V77H108ZM163 76V75H162ZM247 76V77H246ZM27 77V75H26ZM36 77V76H35ZM38 77V76H37ZM46 77H50V76H46ZM157 77H159V75H157ZM164 77H168V76H165ZM31 78L28 80V78H18L20 81H22V83H26V81H28L29 85L31 86H34L35 85V82L31 81ZM42 78V76H41ZM41 78H38L39 80H41ZM51 78V77H50ZM143 78V75L142 77ZM163 78V77H162ZM166 79V78H164ZM46 80V79H45ZM48 80H50L48 78ZM76 80V79H75ZM127 80V79H126ZM44 81V79L42 80V82ZM79 81H82V79H79V80H76L75 82H79ZM102 81L103 80H100L99 82L102 84ZM124 81V80H123ZM157 82L159 80H156ZM18 82V80H17ZM16 82V83H17ZM39 82V81H38ZM41 82V83H42ZM51 82L54 83V81H50V82H45L46 83H50ZM82 83V82H80ZM147 83V82H145ZM149 83V82H148ZM15 84V83H14ZM21 84V83H20ZM44 84V83H43ZM42 84V85H43ZM56 84V82H55ZM157 84V83H156ZM170 84H167L166 85H170ZM41 85V86H42ZM52 85V84H51ZM59 85V84H58ZM103 85V84H102ZM159 85V86H160ZM17 87V85H14ZM61 86V85H60ZM70 86V85H69ZM78 86H82V85H78ZM98 86V85H97ZM171 86V85H170ZM262 86V85H261ZM45 87V86H44ZM50 87V86H48ZM64 87V86H63ZM107 87V86H106ZM249 87V86H248ZM15 88V87H14ZM46 88V87H45ZM56 88V87H55ZM59 88H62V87H59ZM95 88V87H94ZM108 88V87H107ZM169 87H167L166 89H168ZM175 88V89H174ZM57 89V88H56ZM82 90H84L83 88H81ZM92 89V87H91ZM90 89V90H91ZM258 89V88H257ZM63 90L65 91V89L63 88ZM62 90V91H63ZM68 90V89H67ZM159 90V89H158ZM251 90H252V87H251ZM256 90V89H255ZM254 90V91H255ZM61 91V92H62ZM1 92V91H0ZM43 92V91H42ZM120 92V91H119ZM166 92V93H165ZM248 92V91H247ZM52 93V92H51ZM64 93V92H63ZM62 93V94H63ZM75 93V92H74ZM111 93V92H110ZM253 93V92H252ZM1 94V93H0ZM6 94V93H5ZM48 94V93H47ZM50 94V93H49ZM58 94V93H57ZM56 94V95H57ZM78 94V93H77ZM87 96H92V90L91 91H87L86 92ZM109 94V93H108ZM122 94V93H121ZM259 94V93H257ZM9 95V94H8ZM54 95V96H56ZM95 95V94H94ZM186 95V94H185ZM247 95H249L247 93ZM254 96V93L252 94ZM2 96V95H0ZM52 96V94H51ZM53 96V98H54ZM58 96V95H57ZM64 96V95H63ZM86 96V95H85ZM110 94L107 96L109 97ZM115 96V95H113ZM112 96V97H113ZM188 96V95H187ZM23 97V96H22ZM59 97V96H58ZM57 97V98H58ZM106 96H104L105 98ZM106 97V99H107ZM120 97V96H119ZM11 98V97H10ZM18 98H20L18 96ZM24 98V97H23ZM34 98V97H33ZM33 98H29V99H33ZM41 98V97H40ZM51 98V99H53ZM80 98V97H79ZM88 98V97H87ZM90 98V97H89ZM88 98V99H89ZM187 98V97H186ZM257 98V97H256ZM259 98V97H258ZM22 99V98H21ZM28 99V98H27ZM48 99H49V96H48ZM50 99V102L52 101ZM83 99V98H81ZM91 99H93V97H91ZM90 99V100H91ZM111 99V98H110ZM114 99V98H113ZM116 99V98H115ZM123 98H120L119 101H121ZM9 97H7L6 95L4 96V92H3V97L1 99L2 101V106L6 105L8 102H9ZM13 99H11L12 101ZM55 99H53L54 101ZM96 100H97V97H96ZM118 100V99H116ZM187 100V99H186ZM10 101V102H11ZM33 101V100H32ZM39 101V100H38ZM91 101H94L91 100ZM106 101V100H105ZM109 101V100H108ZM110 101H113L112 99ZM109 101V102H110ZM115 101V100H114ZM198 101V100H197ZM196 101V102H197ZM248 101V100H247ZM258 101V100H257ZM27 102V101H26ZM40 102V101H39ZM39 102H37L39 104ZM46 102V101H45ZM44 102V104H45ZM56 102V101H55ZM90 102V101H89ZM98 102V101H97ZM96 102V103H97ZM253 102H254V99H253ZM252 102V103H253ZM13 103L15 104V102L13 101ZM17 103V102H16ZM42 102H40L41 104ZM49 102H47L48 104ZM54 103V102H53ZM82 103V102H81ZM115 103V102H114ZM117 103V102H116ZM120 103V104H121ZM262 103V102H261ZM46 104V105H47ZM56 104V103H54ZM53 104V105H54ZM58 104V102H57ZM61 105V103H59ZM102 104V103H101ZM193 104V103H192ZM200 104V103H199ZM250 104V102H249ZM258 104V102H257ZM13 104L11 103V106ZM50 105V103H49ZM70 105V104H69ZM72 105V104H71ZM75 105V104H74ZM86 105V103H85ZM96 105V104H95ZM188 105V104H187ZM194 105V104H193ZM219 105L221 107H219ZM242 105V104H241ZM1 106V104H0ZM16 106V105H14ZM18 106V105H17ZM22 106V105H21ZM30 106V105H28ZM36 106V105H35ZM48 106V105H47ZM52 106V105H51ZM73 106V105H72ZM77 106V107H76ZM91 108L93 109H98V106L95 107H91L90 105H88ZM113 106V105H112ZM253 106H254V103H253ZM20 107V106H19ZM34 109H36L34 107V105L32 106ZM41 107L43 108H46L44 105H42ZM40 107V108H41ZM49 107V106H48ZM76 107V109H75ZM74 109L77 110L76 114L78 115L79 119H81L83 122L84 125H86L87 121L86 119L89 118L88 120H92V126H94V122L96 124H98L99 122L101 123V121H96L95 119H90L89 116H93V115H90L92 114L94 111H91L89 110L88 107H84L83 105L81 106V104L79 105H75ZM116 107V106H115ZM182 107V108H181ZM185 107V106H184ZM189 107V106H188ZM216 107V108H215ZM235 107V106H234ZM233 107V108H234ZM258 107H261V106H256V108ZM7 108V107H6ZM13 108V106H12ZM15 108V107H14ZM17 108V107H16ZM33 108H29V109H33ZM39 108V107H38ZM70 108V107H69ZM101 108V107H100ZM112 107L110 106V109ZM121 108V107H120ZM235 108V109H236ZM239 108V107H238ZM244 108V107H243ZM19 109V108H18ZM20 109H22L20 107ZM42 109V108H41ZM95 109V111H96ZM198 109V108H197ZM201 109V108H200ZM263 109V108H262ZM1 110V109H0ZM7 110V109H6ZM24 110V109H23ZM28 110V109H27ZM36 110H39L40 109H36ZM35 110V111H36ZM43 110V109H42ZM41 110V112H42ZM56 110V109H55ZM109 110V109H108ZM107 110V111H108ZM114 110V109H113ZM191 110V109H189ZM193 110L194 107H193ZM219 110V109H218ZM8 111V110H7ZM5 111V112H7ZM11 111V109H10ZM15 111V109H14ZM19 111V110H18ZM17 109H16V112H18ZM26 111V110H25ZM30 111V110H29ZM27 111V112H29ZM38 111V112H39ZM49 111V110H48ZM47 111V112H48ZM57 111V110H56ZM64 111V110H63ZM112 111V110H111ZM202 111V110H201ZM217 111V109H216ZM238 111V110H237ZM9 112V111H8ZM13 112V110H12ZM20 112V111H19ZM18 112V114L20 115V113ZM24 112V111H23ZM22 112V113H23ZM32 112V111H30ZM37 112V111H36ZM35 112V113H36ZM37 112V113H38ZM110 112V110H109ZM113 112V111H112ZM116 111H114L115 113ZM194 112V111H193ZM204 112V110H203ZM208 112H204V113H207ZM244 112V111H243ZM2 113V111H0V114ZM33 113V112H32ZM36 113V115H37ZM44 113V112H43ZM42 113V115H43ZM53 113V112H52ZM105 113V112H104ZM190 113V112H189ZM199 113V112H198ZM263 113V112H262ZM9 114V113H8ZM7 114V115H8ZM16 114V113H15ZM39 114V113H38ZM54 114V113H53ZM67 114V113H66ZM95 114V112H94ZM97 114V113H96ZM101 114V113H100ZM99 114V115H100ZM246 114V113H245ZM3 117H4V114H2ZM23 115H28V113H25V114H22V117ZM34 115V113L32 114V116ZM36 115H34V117L32 118V122H33V125H36L38 127H35L33 126L35 129V131L39 130L42 131V132H53L54 130H56V128H58V126H56V123L48 118H42L40 116L39 119H36ZM47 115V114H46ZM55 115V114H54ZM98 115V114H97ZM121 115V116H122ZM205 115V114H204ZM1 116V115H0ZM30 116V115H29ZM27 116V117H29ZM39 116V115H38ZM37 116V118H38ZM51 116V115H50ZM61 116V114L59 115V117ZM64 116V115H63ZM68 116V115H67ZM73 116V115H72ZM82 116V117H80ZM118 116V115H117ZM116 116V117H117ZM203 116V115H202ZM212 113L210 115H208V117H212ZM58 117V116H57ZM115 117V116H113ZM115 117V119H116ZM123 117V116H122ZM190 117V115H189ZM196 117V115H195ZM204 117V116H203ZM6 118V117H5ZM11 119V117H9ZM17 118V117H16ZM26 118V117H25ZM30 118V117H29ZM54 118V117H53ZM76 118V117H75ZM83 118L85 120H83ZM94 118V117H92ZM99 118V117H97ZM96 118V119H97ZM182 118V116H181ZM201 118V117H200ZM4 119V118H3ZM9 119V120H10ZM13 119V118H12ZM28 119V118H27ZM31 119V118H30ZM58 120V118H56ZM61 119L63 120L64 117H61ZM60 119V121H61ZM121 119V118H120ZM18 120V119H17ZM29 120V119H28ZM27 120V121H28ZM65 120V119H64ZM80 120V121H81ZM126 120V119H125ZM180 120V118L178 119ZM189 120V119H188ZM206 120V119H205ZM212 120V119H211ZM3 121V120H2ZM11 121V120H10ZM13 121V120H12ZM15 121V124H16V120ZM68 121V120H67ZM116 121V120H115ZM123 121V120H122ZM121 121V122H122ZM172 121V120H171ZM181 121V120H180ZM183 121V119H182ZM208 121V120H206ZM20 122V121H19ZM26 122V119L24 120V123ZM90 122V123H91ZM114 122V121H113ZM123 122H126L127 121H123ZM191 122V121H190ZM259 122V121H258ZM2 123V122H1ZM12 123V122H11ZM30 123V122H29ZM28 123V124H29ZM60 123V122H59ZM172 123V122H171ZM170 123V124H171ZM173 123V124H174ZM180 123V126H178L179 128H184V129H187V125H181V122ZM178 123V124H179ZM188 123V122H187ZM27 124V123H25ZM27 124V125H28ZM32 124V123H31ZM77 124V123H76ZM117 124V122H116ZM123 124V123H122ZM190 124V123H189ZM188 124V125H189ZM244 124V123H243ZM254 124V123H252ZM24 125V124H23ZM58 125V124H57ZM75 126V123L73 124ZM84 125H81V126H84ZM120 125V124H119ZM130 125V124H129ZM172 125V124H171ZM175 125V124H174ZM2 126V124L0 125ZM29 126V125H28ZM32 126V125H31ZM62 126V125H61ZM90 126V125H88ZM98 126V125H96ZM100 126V125H99ZM106 126V124L104 125ZM176 126V125H175ZM174 126V127H175ZM220 126V125H219ZM242 126V125H241ZM258 126V125H257ZM7 126H5L6 128ZM13 127V126H12ZM26 127V126H25ZM76 127V126H75ZM111 127V126H110ZM117 127V126H116ZM120 127V126H119ZM122 127V126H121ZM125 128V126H123ZM122 127V128H123ZM127 127V126H126ZM173 127V128H174ZM226 127V126H225ZM239 127V126H238ZM248 127V126H247ZM259 127V126H258ZM4 128V127H3ZM4 128V129H5ZM97 128V127H95ZM112 128V127H111ZM182 128H181V131H182ZM240 128V127H239ZM242 128V127H241ZM7 129V128H6ZM9 129V127H8ZM63 129V128H62ZM86 129V128H84ZM126 129V128H125ZM218 129H220L218 127ZM257 129V128H256ZM1 130V129H0ZM11 130V129H10ZM19 130V129H18ZM16 130L15 132L17 133ZM21 130V129H20ZM27 130V129H26ZM65 130V129H64ZM96 130V129H94ZM101 130V129H100ZM113 130V129H112ZM112 130H109L112 132ZM116 130V129H115ZM120 130V129H119ZM119 130H116L114 131L113 130V133L109 134V135H113V137H111L110 139H114V141H116L115 145L119 146L120 148V143H118V138L119 136H121V134L119 133L120 131ZM171 130V129H169ZM168 130V131H169ZM177 130V129H176ZM175 130V131H176ZM24 131V130H23ZM166 131V133H165ZM186 131V130H184ZM189 131V130H188ZM14 132V131H13ZM22 132V131H21ZM38 132V131H37ZM176 132H180L179 130L176 131ZM175 132V133H176ZM187 132V131H186ZM248 132V130L246 131V129H243L242 130V135L243 137L241 136L240 138L242 139H239L238 142L241 144V146L245 147V149L248 151V150H251V151H255L257 149V147L259 148V145L261 144H258V145H255V144H251L250 141L247 139L246 137V133ZM20 133V132H19ZM28 133V132H27ZM84 133V132H83ZM94 133H96L94 131ZM92 132V137L93 134ZM100 133V132H99ZM123 133V132H122ZM172 134V132L169 131V134ZM174 133V135H175ZM189 133V132H188ZM199 133V132H198ZM2 134V133H0ZM36 134V133H35ZM82 134V133H81ZM91 134V132L89 133ZM126 134V133H124ZM179 133H177V136H178ZM258 134H261L263 135L264 134V126H262L259 130H258ZM9 135V134H8ZM23 135V134H22ZM29 135V133H28ZM43 135V134H42ZM88 135V134H86ZM97 135V134H95ZM109 135H107L108 137H110ZM119 135V136H118ZM123 135V134H122ZM187 135V134H186ZM194 135V134H193ZM16 136V135H15ZM21 136V135H19ZM18 136V137H19ZM25 136V135H24ZM27 136V135H26ZM31 136V134H30ZM57 136V135H56ZM76 136V135H75ZM2 137V136H1ZM0 137V138H1ZM7 137V136H6ZM12 137H14V134L12 135ZM91 137V138H92ZM99 135L96 136V138H98ZM124 137V136H123ZM122 137V138H123ZM126 137V141L127 139H129L127 136ZM175 137V136H174ZM179 137V136H178ZM3 138V137H2ZM17 138V137H16ZM34 138V137H33ZM41 138V137H40ZM55 138V137H54ZM95 138V137H94ZM100 138V137H99ZM264 139V136L261 137ZM26 139V138H24ZM43 139V138H42ZM102 138H100L101 140ZM106 139V138H104ZM138 139V140H137ZM8 140V139H7ZM95 141H97L96 139H94ZM177 140V138L175 139ZM179 140H181V138H179ZM3 141V140H2ZM47 141V140H46ZM1 142V141H0ZM12 142V141H11ZM15 142V140H14ZM13 142V143H14ZM21 142V141H20ZM75 142V141H74ZM80 142V141H79ZM87 142V141H86ZM108 142V141H107ZM152 142V143H153ZM8 143V142H7ZM17 143V142H16ZM14 143V144H16ZM52 141L50 142L48 140V142L46 143L45 142V145H46V148L47 146L48 147H53L55 148L56 150L52 149L51 150L53 151V153H50L47 151V149H38L37 147H19V146H15L14 145V150H9L8 148L5 149V148H1L0 147V213L1 212H4V213H7L8 217H6L7 219H3L5 218V216L1 219L0 217V264H17L19 262V257H15V259H13V261H9V258L6 257V255L8 254H16V255H26V256H29L35 264H92V263H88L87 261H83V259L81 258V255L85 254L86 257H89L88 255H92L94 256L93 258L95 259H98V257L102 256L104 257L105 256H109L110 254H112L113 258L111 257V260H110V264H264V236L262 234V231L264 230V217H263V220L261 219L260 216L264 215V214H261L262 212H259V209L261 208H264V202H262L260 204V207L258 206V211L259 212V215H258V219H257V223L256 225H252V224H247L246 222H244V219H241V220H232V219H228L227 217H223L222 215H220V209H221V212L225 213L224 215H229V216H233V217H236L238 216V212H240V210H238L237 208H235V202L232 200L234 199L233 197V193L231 191V189L229 190V193L224 197V201L226 203H222V196L220 194V197H219V204H216L214 203L213 201V198L212 200H209V201H206V202H202V203H197V201H192L190 200L189 203H197V205L195 206H190L188 207L187 203L185 202L183 204V206L185 205V208H182V211H184V214H178L177 210H179V212L181 213V206H176V207H173V209L170 211V213H167L166 215L162 216V219H159L157 218L155 220V222L153 223H149L150 221V218H149V221L145 222L144 221V217L145 216H148V215H151V213L147 210H143L141 212H137V210L134 211L131 210L129 212H127L126 214H122L120 213L122 210V204H129V203H132L131 202V199H134V198H129L130 200L127 201L123 198H120V197H117V196H122L123 193L121 192H118V193H121V194H112L111 195H107L105 194L106 190L105 189H108L110 188V186L108 185L107 187L104 186V189H100V187H95L97 184L99 185L100 181H98L97 179H92V182L88 183L87 185H85L87 188H84L85 186L84 185H79L78 187L80 188H77V191L74 192L73 194V197L74 199H71L72 201L76 200H85V197H89L97 202L100 201V199H102V201H105V204L107 206H112L113 205H116L114 206L113 208H109L107 212H105V215L103 216L104 219H108V220H105V221H99L96 223L95 226H93L92 228H95L93 231H88L86 232V234H80V230H76L75 229L73 230V232H70L68 228V226L66 225H63V226H56V227H53V226H50V227H45V226H41L40 222L46 218H44L43 214H46V213H43V212H38L33 210V209H36V208H44V207H47V206H50L51 203H52V200L50 198L48 199H45L43 200L44 198L46 197H43V192L44 194H46V191H48V189H50V184H53L55 181V179L57 178H62V177H74V176H77L80 174V172H76V170H82V167L76 165V164H80L82 162H78V161H74L73 159H78L79 157H75V156H71L72 152L67 150L65 147H62V146H58V147H55V144L54 142L52 143ZM110 143V142H109ZM114 143V142H112ZM125 143V142H124ZM145 143V141H144ZM22 144V142H21ZM51 144V146L49 145ZM111 144V143H110ZM20 145V144H19ZM43 145V143H42ZM58 145V144H57ZM142 145V144H141ZM154 145V146H155ZM168 145V144H167ZM263 145V143H262ZM92 146V145H90ZM89 146V148H91ZM153 146V147H154ZM170 146V145H169ZM168 146V147H169ZM43 147V146H42ZM88 147V146H87ZM95 147V146H94ZM124 147V146H123ZM164 147V146H162ZM215 147V146H214ZM263 148H264V145H263ZM96 149V147H95ZM102 149V148H101ZM155 149H158L156 148L155 146ZM162 149V148H161ZM45 150L47 152H45ZM91 150V149H90ZM137 151H143L145 154L148 153V155L150 154H157L156 151L154 150V148L152 149H148L146 148V146H142V148H138V149H135ZM93 151V150H92ZM171 150H167V152L165 153V151H163L165 154H164V157L163 158H169L171 160V158H174L175 156L177 157V154H173V153H170ZM177 151V150H176ZM220 151V150H219ZM105 152V151H104ZM110 152V151H109ZM204 152V151H203ZM88 153V152H87ZM96 153V152H95ZM100 153V152H98ZM96 153V154H98ZM159 153H161V151H159ZM215 153V156L218 155V157H220V152ZM83 154V153H82ZM94 154V153H92ZM107 154V153H106ZM115 154V153H114ZM137 154V153H136ZM163 154V153H162ZM39 156V157H42V158H45V160H43V162H49V163H52V164H55V165H60L62 166L61 164H71V166H68V167H64V168H61L57 170L56 166L53 167V165H43V166H39V164H35V160L33 159H36V156ZM71 157H70V156ZM90 154H88L87 156H89ZM104 155V154H103ZM131 156V154H129ZM147 155V154H146ZM180 155V154H179ZM249 155V153H248ZM17 156V157H16ZM69 156V157H68ZM114 156V155H113ZM126 156H128L126 154ZM129 156V157H130ZM157 156V155H156ZM163 156V155H162ZM226 156V155H225ZM224 156V157H225ZM38 157V159H39ZM66 157V160H63V163L61 162L62 159H64ZM83 157V156H82ZM81 157V158H82ZM86 157V156H85ZM102 157V156H101ZM101 157H95V156H91L90 159H93V160H96V159H101ZM145 157V156H143ZM158 157V156H157ZM175 157V158H176ZM201 157V155L199 156ZM222 157V156H221ZM256 157L257 155L254 154V153H251V155H249L248 157V160L247 162H245L244 165H241L235 161H232V160H229L231 159V157L228 158V156H226V161L229 160L227 163L224 159L225 162H223L222 164V168H226V169H229V172H227L228 174L231 173L233 171V179H234V182H236L237 184L241 182V180L244 178H246V180H248L249 178V182L246 184L245 188H240V191H241V195H243V198L242 199V204H246L248 206H251V202H248L250 201V195H246V193L243 194V190L242 189H246L250 191V194L252 195L253 193L255 194L256 192L259 193V191H263L264 190V176L262 175V173L260 171L257 170V162H256ZM79 158V159H81ZM203 158V157H201ZM121 159V158H120ZM160 159V158H159ZM221 159V158H220ZM106 160V159H105ZM117 160V159H116ZM125 159L122 158L121 162H125L124 161ZM129 160V159H128ZM131 160V159H130ZM129 160V162H130ZM209 160V159H207ZM223 160V159H222ZM91 161V160H90ZM88 161V163L90 162ZM127 161V160H126ZM159 160L156 159L155 160H152L151 158H142V160H136L134 159V161H132L133 163L131 165L128 166V164H125V163H121V167L123 171H127V169L131 170L130 167L134 170V171H137L139 168L142 169V167H144L145 165H155V163L157 164ZM161 161V159H160ZM202 161L201 159H198V160H189L188 162H186V164L189 166L187 167H196L197 165H199L198 163ZM214 161V160H213ZM217 161L219 162V159H217ZM38 162H42L40 160H38ZM61 162V163H59ZM85 162V160H84ZM99 162V161H98ZM116 162V161H114ZM128 162V163H129ZM185 162V161H184ZM203 162V161H202ZM94 163V161H93ZM92 163V164H93ZM105 163V162H104ZM131 163V162H130ZM160 163V162H158ZM204 163V162H203ZM206 163V162H205ZM208 163V162H207ZM96 164V163H95ZM201 164V162H200ZM30 165V167H33L32 170L30 172H27L26 171V168L27 166ZM42 165V164H41ZM64 165V166H65ZM111 165V164H110ZM104 166V165H103ZM170 166V165H169ZM169 166H165V167H169ZM211 166L213 165H210V163L204 167L202 170L203 172H209V177H211ZM165 167L161 168V169H164ZM173 166H170L169 167V170L170 171L168 173V175H174V171ZM175 167V166H174ZM186 167V168H187ZM211 167V168H210ZM85 168V167H84ZM88 168V167H87ZM87 168L85 170H87ZM146 168V167H145ZM149 168V167H148ZM176 168V167H175ZM200 167H197V170L199 169ZM210 168V169H209ZM241 168H242V171H241ZM39 169H44L41 172H39ZM50 169V170H49ZM56 170L57 172H60L62 174H66V175H61L59 177H52L53 174H51V170ZM158 167H155V169L153 171H160L161 170ZM231 169V170H230ZM49 170V171H48ZM105 170V169H103ZM187 170V169H186ZM192 170V169H191ZM201 170V172H202ZM167 171V170H166ZM179 171V169H178ZM181 171V170H180ZM188 171V170H187ZM228 171V170H226ZM226 171H224L226 173ZM255 171H258V174H254ZM92 172V171H91ZM131 172H133L131 170ZM145 173H139L141 175V178L143 179V176L144 175H147V176H150L151 172H147L145 171ZM263 174H264V169L262 170ZM88 173V171H87ZM108 173V172H107ZM137 173V172H135ZM179 173V172H178ZM200 173V171H199ZM224 173V174H225ZM234 173H237L238 175L236 176ZM250 173H253V177H250ZM43 177H42V175ZM51 174V175H50ZM113 174V173H112ZM129 174V173H128ZM138 174V175H139ZM203 174V173H202ZM242 174V175H241ZM248 174V176L246 177V175ZM48 175V176H47ZM101 175V174H100ZM126 175V174H125ZM180 175V174H179ZM194 176V174H192ZM58 176V175H57ZM137 176V175H136ZM145 176V177H147ZM152 176V175H151ZM150 176V177H151ZM229 176V178L232 176V174L230 175H227ZM242 176V177H241ZM107 177H110L111 179L113 178V175H111V172H109V175ZM135 177V176H134ZM82 178V177H81ZM99 178V177H98ZM115 178V177H114ZM129 178V177H128ZM131 178H132V175H131ZM139 178V177H138ZM213 178V176L211 177ZM74 179V178H73ZM78 179V180H77ZM73 181L75 182H81L84 180L82 179H79L77 178ZM86 179V178H85ZM122 179V177H121ZM124 179H127L126 177ZM123 179V180H124ZM135 179V178H134ZM108 180V179H107ZM116 180V179H115ZM122 180V181H123ZM131 179L129 178V181ZM228 180V179H227ZM85 181V180H84ZM83 181V182H84ZM121 181V182H122ZM126 181V180H125ZM124 181V182H125ZM128 181V180H127ZM137 181V180H136ZM220 181V179H219ZM53 182V183H52ZM72 182V181H71ZM133 182V181H132ZM213 182V181H212ZM216 182V181H214ZM221 182V181H220ZM86 183V182H85ZM103 183V182H102ZM135 183V182H134ZM244 183V182H243ZM260 183V184H259ZM132 184V183H131ZM177 184V183H176ZM173 187L174 190H176L177 186ZM262 184V185H261ZM57 185H59L57 183ZM129 185V183L127 184ZM136 185V183H135ZM138 185V184H137ZM149 185V184H148ZM215 185V184H214ZM253 185L255 186V189L253 187ZM117 186V184H116ZM119 186V185H118ZM133 185H131V188ZM162 186V185H161ZM170 186V185H169ZM260 186V187H259ZM53 187V186H52ZM93 187V188H91ZM164 187V186H163ZM112 188V187H111ZM129 188V186H128ZM127 188V189H128ZM56 189V188H55ZM69 189V188H68ZM149 189V188H148ZM226 189V188H225ZM54 190V189H53ZM65 190V189H64ZM160 190V189H159ZM166 190V189H165ZM170 190V189H169ZM56 191V190H54ZM108 191V190H107ZM248 191V192H249ZM124 192V191H122ZM154 194H153V197L156 198L158 200V198H160L159 194L160 193H157L155 194L156 192L152 191ZM163 192H165L163 190ZM117 193V192H116ZM148 193V192H147ZM150 193V192H149ZM67 194V193H66ZM65 193L64 194H61L63 199H61L59 197V199H61L60 202H62L63 204L66 202L65 200ZM126 194V192H125ZM124 194V195H125ZM127 194H130V193H127ZM133 193H131L132 195ZM166 194V192H165ZM239 194V193H238ZM145 195V193L143 194H140L139 196H143ZM181 195V194H180ZM215 195V194H214ZM240 195V196H241ZM48 196V195H46ZM99 198H98V197ZM130 197V195H128ZM139 196L137 198H139ZM217 196V195H216ZM58 197V196H57ZM67 197V196H66ZM124 197V196H123ZM17 198H19L17 200ZM43 198V199H42ZM88 198V199H89ZM99 200H98V199ZM128 198V197H127ZM162 198V196H161ZM196 198V197H195ZM27 200V201H25ZM58 200V199H57ZM80 200V201H81ZM177 200V199H176ZM199 200V199H198ZM218 200V199H217ZM32 201L35 202L34 204H36V206H33L32 205ZM29 202L31 205L28 206V203ZM58 202V203H60ZM68 202V201H67ZM67 202L65 204H67ZM129 202V203H128ZM163 202V201H162ZM247 202V203H246ZM27 203V204H26ZM57 203V202H56ZM57 203V205H58ZM70 203V202H69ZM77 203V202H76ZM104 203V202H103ZM102 203V204H103ZM182 203V202H180ZM55 204V203H53ZM78 204H79V201H78ZM97 204V203H96ZM101 204V205H102ZM118 204H121V206L119 205L118 208H121V209H118L117 206ZM145 204V203H144ZM62 205V204H61ZM104 205V206H106ZM155 203L154 205L151 204L152 207H155ZM167 205H169L167 203ZM171 205V204H170ZM169 205V206H170ZM199 205V206H198ZM26 207L27 209H32V211H30L29 214H22V212L18 211L17 208L18 207ZM59 206V205H58ZM63 206V205H62ZM69 206V204H68ZM67 205L65 207H68ZM76 206V205H75ZM146 206V204H145ZM23 207L21 208V210L23 209ZM72 207V206H71ZM83 207V205H82ZM89 207V206H87ZM97 207V206H96ZM101 207V206H100ZM157 207V206H156ZM213 208V210H217V212H214L212 210L209 211V212H206L202 215L201 218H197V220L199 221V223L197 222H194V220H187V219H183V217H186L187 216H193L194 213H196V210L199 212L201 211H204L205 209H208V208ZM38 208V209H39ZM85 208V207H83ZM103 209V206L101 207ZM100 208V209H101ZM106 208V207H104ZM172 208V206H171ZM107 209V208H106ZM249 209V208H248ZM247 209V210H248ZM17 210V211H16ZM40 210V209H39ZM116 210V211H115ZM118 210V211H117ZM121 210V211H120ZM128 210V209H127ZM78 211V210H77ZM98 211H100L98 209ZM160 211V210H158ZM163 211V210H162ZM169 212V210H166ZM103 212V211H102ZM101 212V213H102ZM173 212V213H172ZM237 212V213H236ZM264 212V210H263ZM10 213H13V218L10 217L9 218V215ZM90 212H88L89 214ZM100 213V214H101ZM146 213V214H145ZM157 213H161L160 212H157ZM166 213V212H165ZM175 214V215H172V214ZM3 214V213H1ZM0 214V215H1ZM83 214V213H82ZM86 214V213H84ZM91 214V213H90ZM99 214V213H98ZM152 214H155L154 212ZM10 215V216H12ZM30 215V216H29ZM128 215V216H126ZM195 215V214H194ZM249 215L253 216L254 214H252V212H249ZM3 216V215H2ZM37 216V217H36ZM49 216V215H48ZM92 216H94V219H95V214H93ZM98 216V215H97ZM101 216V215H100ZM101 216V217H102ZM179 216H183V217H179ZM88 217V215H87ZM34 218H36L37 220H35ZM39 218V219H38ZM85 218V217H83ZM92 218V217H91ZM99 218V217H97ZM146 218V217H145ZM92 219V222L93 220ZM102 219V218H101ZM138 220L137 222L135 220ZM98 220V219H97ZM84 221V220H83ZM144 221V222H142ZM95 223V222H94ZM93 225V224H91ZM98 225L100 227H98ZM121 226V227H120ZM65 227V228H64ZM120 227V228H119ZM88 228V227H87ZM67 229V230H65ZM81 229V228H80ZM90 229V228H88ZM217 229L216 232H213V230ZM136 231H138L139 233H137ZM136 232V233H135ZM211 232V233H210ZM83 233V232H82ZM216 234V235H220L221 237V242L225 239H232L235 240L233 244H222L221 242H218V243H214V242H208L206 243V246L207 248L204 250L205 253L201 252V250H199V248H196V249H193V250H184L188 253L185 254L183 253L184 255L181 257L180 255H168L167 256H159V258H157L156 256H152L150 255V253L152 254V252L156 253L157 251H164V250H171L172 248L176 247L175 244H177V242L180 240H185L187 238H191V237H195L196 236H205L207 234ZM215 236V235H214ZM227 237V238H226ZM251 237V238H250ZM225 238V239H224ZM244 239H248V242L247 241H243ZM89 240V241H88ZM227 241V240H226ZM239 242V243H237ZM242 242V243H241ZM175 243V244H174ZM256 243V244H255ZM261 247L260 249H262V251H258L256 253H254V255H252L250 253V248L252 249H255L256 245H258ZM179 245V244H178ZM177 245V246H178ZM203 245V244H202ZM201 246V244H200ZM174 250V249H172ZM257 247H256V251H257ZM182 251V252H184ZM249 251V253L247 252ZM136 253V256L135 258L133 256H128L129 253ZM150 252V253H149ZM181 252V253H182ZM92 253V254H90ZM160 253V252H158ZM164 253V252H163ZM174 253V252H173ZM4 254H6L4 256ZM157 254V253H156ZM250 254V255H248ZM154 255V254H153ZM158 255V254H157ZM161 255V254H160ZM98 256V257H97ZM48 257V258H47ZM186 257V258H185ZM81 258V259H79ZM164 258V259H163ZM170 258H173L175 259V261H178L179 263H176L174 260L170 259ZM187 258H189L191 261V263H187ZM8 259V260H7ZM91 259V257H90ZM108 259V258H107ZM163 259V260H161ZM183 259V260H181ZM188 259V260H189ZM50 260H53L52 263H50ZM172 260V261H171ZM95 261V260H94ZM102 261V260H101ZM100 261V258H99V261L98 262H101ZM93 264H96V263H93ZM97 264H101V263H97Z\"/></svg>",
	"mask_w": 264,
	"mask_h": 264
}]
</instances>
